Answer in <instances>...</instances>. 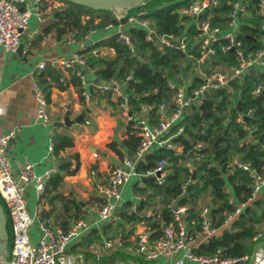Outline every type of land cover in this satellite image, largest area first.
Listing matches in <instances>:
<instances>
[{
    "label": "trees",
    "instance_id": "1",
    "mask_svg": "<svg viewBox=\"0 0 264 264\" xmlns=\"http://www.w3.org/2000/svg\"><path fill=\"white\" fill-rule=\"evenodd\" d=\"M188 1L144 0L126 6V15L142 11L143 17L151 20L157 34H179L182 30V18L177 14L176 9ZM64 2L66 7L57 15L53 23L45 28L47 32L53 30L57 37L68 34L74 40H82L88 32L105 27L108 23L117 25L126 22L127 16L117 18L114 15L113 12L117 7L102 9L73 4L66 0ZM246 8L247 11L238 25L236 38L240 40L243 52L251 53L264 45V11H259V0H247ZM229 9L228 0H219V4L212 9L215 13L214 21L225 25L228 18L226 12ZM128 31L135 39L136 50H140L147 56L146 58L130 51L128 45L119 39L117 32L106 39L86 45L77 53L86 58V65L98 79L107 82L115 78L123 82L127 76H130L126 80L124 92L128 95V106L133 118L128 120L126 128V132H129L128 138H124L122 144L129 152H134L139 144V136L135 134L137 122L144 117L149 123L156 122L159 118L157 114L159 103H167L168 109L173 107V91L167 82L173 75L186 72L190 62L183 64L187 58L181 51L172 48L159 49L153 41L145 39L143 29L130 26ZM188 32L191 35L195 33L193 27L189 28ZM106 47L112 48L114 54L100 52ZM217 61L235 63V53L231 49H227L225 53L218 52L213 65ZM199 81L198 76L193 77L189 87ZM38 83L47 101L51 87L63 90L68 84H72L76 87L79 103H86L85 96L82 95L83 88L82 86L80 88L79 80L72 73V69H48L40 76ZM258 84L264 88V70L249 68L241 77L232 79V91L217 88L207 95L198 107L193 105L189 114L183 115L170 129L175 131L177 126H182L181 133L172 138V143L176 147H155L137 163L136 169L142 174L153 168L159 159H165L168 172L164 181L159 184L153 175H140L139 180L143 181L144 185L140 186L138 182L132 185L134 192L141 196L138 201V211L132 209V201L121 203L117 213L118 219L113 218L114 211V216L107 220L110 222L104 223L101 230L93 227L80 240L71 243L67 252L79 253L84 258L94 257V253L90 252L89 248L91 241L96 238L100 239L101 247L106 238H118L121 245H128L132 241L133 227L139 222H144L148 226L149 239L154 241L163 235L162 230L165 226L175 222L172 209L179 205L186 206L182 219L188 231L199 228L200 210L203 204L208 207L212 224L220 226L226 214L234 210L239 203L247 201L250 194L249 172L231 166L232 158L238 156L244 162L249 161L250 165L258 170L264 161V92L256 95L250 92ZM110 91L109 89L105 93L107 97ZM119 101L118 99L117 103ZM237 101L240 111L236 106ZM207 111L209 112L205 118L201 112ZM239 115H242L241 120L238 119ZM214 139L216 142L212 152L209 145ZM198 141L203 143L202 151L206 153V157L196 163L193 170L194 177L187 184L185 191L181 192V184L189 174L183 165L187 157L186 151ZM108 145L115 149L113 142H108ZM70 146H72V138L68 134L58 132L52 135L53 154L56 155ZM116 153L121 155L119 150H116ZM77 167L78 162L75 157L72 168L66 162L59 165V171L71 175ZM62 177L63 174L60 172L52 173L47 178L37 201L39 205L43 206L47 203L52 209L57 208L52 223L66 230L74 220L82 218L84 212L74 198L58 192ZM230 196L232 201L228 202ZM262 200V197H256L244 205L232 221L230 230L220 229L217 234L210 235L207 240L194 247L193 252L203 255L218 252L226 258L246 256L243 263L247 264L254 252L255 239H258L253 238L259 231L258 226L264 220ZM0 206L5 212L8 254L10 223L1 201ZM44 212V209L40 208L38 213L40 219H44ZM146 213L151 215L148 216ZM110 256L128 258L132 254H125L122 250H112ZM140 261L142 264H150L152 260Z\"/></svg>",
    "mask_w": 264,
    "mask_h": 264
},
{
    "label": "built area",
    "instance_id": "2",
    "mask_svg": "<svg viewBox=\"0 0 264 264\" xmlns=\"http://www.w3.org/2000/svg\"><path fill=\"white\" fill-rule=\"evenodd\" d=\"M24 0H0V48L4 51L13 52L18 43L20 33L27 27L28 19L33 14L38 21L41 20L42 9L39 4L41 0H33L34 8L31 11L22 7ZM230 9L227 13L225 25H220L214 21L215 13L213 7L219 4V0H189L185 5L176 9L177 14L182 18V30L179 34L163 33L157 34L147 17H143V12L137 14L115 15L117 18L126 17V22L145 31V39L153 41L159 49L172 48L181 51L190 62L191 78L185 82H176L169 79L167 84L173 91V107L168 109L167 103H159L157 114L159 118L154 123H149L147 118H140L137 122L135 134L139 136V144L132 154L123 156L119 164L113 165L108 170L107 188L104 192L102 203L100 204L95 221H107L112 218L117 202L121 199V189L129 180L131 175H153L160 184L167 175L165 159H159L155 166L144 173H139L136 169L137 163L149 151L155 147L176 146L172 143V138L181 133L182 126H177L175 131H170L172 125L183 116L184 111H190L195 102L198 106L207 95L217 88H225L232 91V79L241 77L247 69L254 66L264 69V45L251 53L243 52L242 44L237 37V28L240 19L247 11V0H228ZM259 11H264V0H259ZM114 24L108 23L105 29ZM120 24H117L118 27ZM193 27L195 33L191 35L188 30ZM33 32H37L34 29ZM117 36L128 45L130 51L136 53L135 43H132L127 33L118 27ZM227 49L233 50L236 57L235 63H224L217 61L213 65L218 52L225 53ZM48 65L53 69L66 70L72 69V73L79 80L80 86L85 87L88 80L85 74L86 58L81 54L74 52L70 58L50 62ZM47 67L46 62L36 64V71ZM198 76L199 82L191 84L193 77ZM125 81L119 82L112 78L107 83L96 82L95 87L98 90L106 91L109 88H116L125 85ZM91 83H95L92 80ZM32 97L35 102V119L41 124H50L48 113V102L45 93L35 79L31 83ZM252 94L264 92L262 85L254 86ZM82 95L87 97L85 90ZM118 106L125 115V120L133 118L128 111V95L121 93ZM197 107V106H196ZM249 112V110H247ZM242 115L238 119L241 120ZM137 118V117H136ZM16 129H11L5 133H0V201L2 202L10 223V249L7 257L4 258V264H107L103 259L107 257L111 249L115 248L117 243L121 244L118 238H106L102 247L94 253V258L90 261L85 260L80 255L73 256L67 252L70 243L86 234L92 225V222L85 218L74 220L68 229L63 230L60 226L53 224L49 219H40L38 216L35 223L38 229V237L35 243H31L29 238V227L34 219L29 214L25 200V189L30 186L34 193L39 197L43 192L44 185L50 172L36 176L32 171L30 163L20 164L17 168L16 176L12 174L11 167L5 157L7 146L15 136ZM203 143L198 141L186 151L187 157L183 165L187 168L188 177L181 184V192H184L187 184L191 180L192 172L197 162L205 159L206 153L202 151ZM48 151L52 152V135L49 137ZM96 156V153H93ZM231 166L241 168L249 172L250 194L247 201L239 203L234 210L226 214L220 226H214L211 221L208 207H202L200 212L199 228L195 231H188L185 228L182 214L186 206L179 205L172 209L174 223H170L163 228V235L151 241L149 239L150 231L144 222H139L133 227V236L130 244L123 246L124 251L141 255L145 260L151 261L159 256L169 257L176 252L182 253L174 258L171 264H184L185 260L195 261L196 264H227L241 258H226L219 255L218 252L208 255L197 254L193 248L201 242L207 240L210 235L217 234L220 229L230 230L232 221L241 212L244 205L252 201L260 189L264 186V161L258 170L250 165V162H244L240 157L234 156L230 162ZM138 184L143 186V181ZM232 201V197H229ZM5 213V212H4ZM148 216L151 213H146ZM193 223V221L191 222ZM254 238H264V228L259 230ZM256 261L253 264H261L264 261V245L256 255Z\"/></svg>",
    "mask_w": 264,
    "mask_h": 264
},
{
    "label": "crops",
    "instance_id": "3",
    "mask_svg": "<svg viewBox=\"0 0 264 264\" xmlns=\"http://www.w3.org/2000/svg\"><path fill=\"white\" fill-rule=\"evenodd\" d=\"M34 6L33 0H24L21 4V7L29 11ZM39 6L42 9L41 20L38 21L31 14L27 27L20 33L19 43L22 45V50L17 53L16 49L11 52L0 48V133H5L11 129L17 130L14 138L7 146L5 157L11 167L12 174L15 176L18 166L24 163L32 165V171L36 176L43 175L46 172H50L49 176L54 172L63 174L58 192L75 199L81 211L84 212L83 218L89 221L94 220L90 230L93 227L101 230L104 223L110 222L95 221L96 212L102 203L103 194L107 188L108 170L111 166L119 164L123 156L133 153L129 152L122 144V140L128 138L129 132H126L128 121L125 120V115L117 103L120 94H126L124 92L125 85L123 84L120 88H109L111 91L107 97L105 93L109 89L101 91L95 87L98 78L93 75L92 70L87 66L85 74L88 83L83 87L87 93L86 103H79L76 87L72 84H68L63 90L51 87L47 101L50 124H41L35 119V102L32 97L31 83L35 79L38 81L44 71L53 69L48 63L70 58L74 52H78L86 45L106 39L112 33L117 32L120 25L123 32L129 33L128 28L132 24L125 22L118 27L113 25L106 29L105 27L95 29L88 32L82 40H74L68 34L57 37L53 30L47 32L45 28L53 23L57 15L66 7V3L64 0H41ZM34 29H37V32H33ZM100 52L108 55L114 54L113 49L109 47L103 48ZM39 62H46L47 67L37 72L36 64ZM252 68L264 70L257 66ZM182 73L185 74L184 82L192 76L190 68ZM176 76H180V74L177 73ZM91 80L95 83H91ZM101 81L103 80L99 79V82L103 84ZM128 111L130 112L129 109ZM65 112H68L69 125L55 126V122L63 120ZM78 115H82V117L76 119ZM73 120H76V122ZM58 132L68 134L72 138V146L59 151L55 155L48 151L49 137ZM108 142H113L115 149L110 147ZM116 150H119L121 155L116 153ZM93 153H96V156ZM75 157L78 167L73 174H64L59 171V165L66 162L72 168ZM63 159L66 160L60 163ZM166 171L168 172L167 169ZM139 181L141 180H139L138 175H131L122 187L121 199L117 202L118 207L114 210V219L119 218L117 213L121 203L132 201L131 207L133 210L138 205L141 196L134 192L132 185ZM256 197L263 198L261 207L264 208V186ZM37 199L38 196L32 188L30 186L26 187V206L29 214L34 219L28 230L31 243H35L38 237L35 219L40 208L47 212L48 219L51 222L57 211V208L52 209V206L47 203L43 206L39 205ZM260 225H264V220ZM78 240L80 239H76L71 243ZM263 245L264 238L255 239L254 252L250 258L252 262L249 260L247 264H253L256 261V255ZM131 254L132 256L125 264H140L141 259L145 260L139 254L132 252ZM181 254L178 251L169 257L159 256L154 260L152 259L150 264H171V261ZM3 255L4 258L8 255L7 247L4 249ZM72 255L77 256L80 254ZM93 258L91 256L84 259L91 262ZM184 264H196V262L185 260ZM227 264H233V262ZM261 264H264V261Z\"/></svg>",
    "mask_w": 264,
    "mask_h": 264
},
{
    "label": "water",
    "instance_id": "4",
    "mask_svg": "<svg viewBox=\"0 0 264 264\" xmlns=\"http://www.w3.org/2000/svg\"><path fill=\"white\" fill-rule=\"evenodd\" d=\"M66 1L71 2L73 4H80V5H83V6L87 5V6H90V7L105 9V8H115V7H117V8H125L128 5H134L136 3H141L144 0H66ZM20 9H22V7H20ZM127 34L130 37L131 42L135 43V39H134L133 35H131L129 33H127ZM21 50H22V45L20 43H18V45L16 47V52L19 53ZM136 54L140 55L141 57H144V58L147 57L146 55L141 53L140 50H136ZM97 82H99V79H97ZM101 82L106 83L105 81H101ZM129 97H131V95H129ZM194 105L198 107V103L197 102H195ZM236 106L238 107V110L240 111L241 108L239 106V101H237ZM196 111H198V109ZM189 112L190 111L187 109L186 111H184L183 115L187 116V114H189ZM208 112L209 111L201 112V113L206 118ZM67 114H68V112H65L63 120L55 122L54 125L55 126L69 125L70 122L67 120L68 119ZM81 117H82V115H78L76 119H80ZM73 121L76 122V120H73ZM215 142H216V139H214L212 141V143L209 145V148L211 149L212 152L214 151ZM65 160L66 159L61 160L60 163L62 161H65ZM192 176L194 177V173L192 174ZM135 210H138V205H136ZM43 218L44 219H48L47 212H44ZM7 238H8V234H7V230H6L5 214H4V212H3V210H2V208L0 206V264H4L3 263V260H4L3 251L6 248ZM250 261L252 262V259H250ZM233 264H244V263H243V260L239 259V260L234 261Z\"/></svg>",
    "mask_w": 264,
    "mask_h": 264
},
{
    "label": "rangeland",
    "instance_id": "5",
    "mask_svg": "<svg viewBox=\"0 0 264 264\" xmlns=\"http://www.w3.org/2000/svg\"><path fill=\"white\" fill-rule=\"evenodd\" d=\"M115 15H118V14H124L125 12H127V7H125V8H116L115 10ZM188 62V60H186L185 61V64ZM190 66V65H189ZM188 69H189V67H188ZM188 73V72H187ZM180 74V76H176V75H173L172 76V80H175V81H178V80H180V82H184V73H179ZM179 82V81H178ZM203 206L204 207H207L206 206V204H203ZM202 206V207H203ZM264 228V225H259L258 226V230H261V229H263ZM92 243H91V246H90V248H89V250H90V252H93V253H95L96 251H98L100 248H101V242H100V239L99 238H96V239H93V241H91ZM123 245H121L120 243H117L116 245H115V248L114 249H111V251L108 253L109 255L107 256V257H105V258H109L108 260L106 259V260H104L103 259V262L105 261V263H107V264H111V263H118V264H120V262H121V264H125V262L127 261V260H129L130 259V257H128V258H122V257H120V256H116V257H113L112 258V256H110V254H111V252H112V250H122V251H124L123 249ZM124 253L125 254H130L131 255V253L129 252V251H124ZM110 256V257H109ZM6 257H7V255H6Z\"/></svg>",
    "mask_w": 264,
    "mask_h": 264
}]
</instances>
